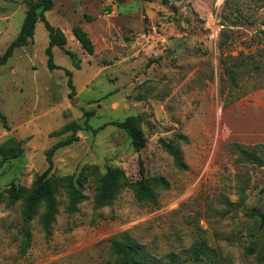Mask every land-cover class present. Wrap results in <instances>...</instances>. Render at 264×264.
Instances as JSON below:
<instances>
[{
  "label": "rangeland",
  "instance_id": "rangeland-1",
  "mask_svg": "<svg viewBox=\"0 0 264 264\" xmlns=\"http://www.w3.org/2000/svg\"><path fill=\"white\" fill-rule=\"evenodd\" d=\"M37 1L0 0V54ZM45 15L63 29L81 66L54 46L59 67L49 68L50 33L41 20L29 44L0 65V145H21L18 156L0 154V188H32L47 172L59 210L47 230L43 205L26 223L22 201L2 203L0 264L119 263L113 244L124 232L147 264H264V225L251 216L264 211V150H251L264 144V86L247 76L243 95L227 103L220 61L264 49V0H55ZM76 25L89 33L93 53L75 36ZM88 115L97 132L84 128ZM131 115L144 119L141 151L111 124ZM75 124L82 126L78 140L55 152L48 171V150ZM160 139L175 144L185 166ZM140 159L148 176L170 183L155 190L156 202L136 195ZM113 167L125 170L127 182L111 204L97 206V175ZM73 173L86 178V198L69 213ZM26 229L32 242L23 252Z\"/></svg>",
  "mask_w": 264,
  "mask_h": 264
},
{
  "label": "trees",
  "instance_id": "trees-1",
  "mask_svg": "<svg viewBox=\"0 0 264 264\" xmlns=\"http://www.w3.org/2000/svg\"><path fill=\"white\" fill-rule=\"evenodd\" d=\"M168 1V0H165ZM55 6L54 0H38L32 3L26 14L25 20L23 22L22 28L18 36L9 44L7 49L3 54H0V65L6 64L9 58L13 55L15 49L20 46H25L29 44V41L33 39L35 34L36 24L39 20L45 23L46 28L50 33V43L46 49L48 55V66L50 69H56L59 66L54 61L53 47H61L74 61L75 66L80 67L81 60L79 59L77 53L71 51L66 47L67 36L60 27L53 26L46 18L45 12L53 9ZM90 19V15H87ZM73 32L84 48L88 50L89 53L94 52V43L89 35V33L81 26L76 25L73 28ZM263 51V52H262ZM222 64V89L221 93L224 96L227 103L239 99L243 93V82L247 76L254 78L256 87L264 86V49L259 52L244 53L241 52L238 55H225L221 58ZM69 78V85L75 92V86L72 82V72L66 70ZM88 118L85 121L86 129H92L97 132L98 128H93L88 122ZM144 119L140 115L128 116L123 121H112L111 124L124 129L130 138L137 151H141L146 145V139L144 133L140 129V124L143 123ZM73 134L67 139H62L57 141L47 152L46 158L49 163L48 171L51 170L54 161L53 157L57 150L62 147L73 144L78 140V131L82 129L80 125H73ZM68 129L65 127L64 130ZM187 141L188 137H184ZM162 146L169 151L175 159L183 165V157L181 151L175 146L173 142H168L160 139ZM251 150H259L263 153L264 144H258L253 146ZM21 151L20 143L16 142L14 139H10L7 142L0 145V154L4 157L18 156ZM246 152V149H242ZM251 156V153L249 154ZM260 164L264 165V155L259 156ZM1 163V162H0ZM185 166V165H183ZM140 173L141 179L135 183V191L139 200H149L157 201L155 190L157 188L168 189L170 183L161 177H150L146 173V168L144 166L143 159H140ZM77 174L73 173L70 176V184L68 188V203L67 211L69 213H74L78 210V204L82 202L86 195L83 193V184L86 178L77 175L76 182L80 186L75 184V176ZM127 182V175L123 168L113 167L109 168L104 174L97 175V185L95 193V202L97 206H103L111 204L117 193ZM58 186L54 181L52 176H48L47 172L41 175L34 183L32 188H27L25 186H17L12 184L5 192L0 188V205L6 203L7 206L11 207L16 205L19 201L22 206V217L26 223L31 222L37 215L38 208L44 206V212L42 215V224L45 229L49 230L54 222L56 221V216L59 210L58 201ZM264 191V189H263ZM251 216L256 218L259 217L261 223L264 225V211L263 212H252ZM122 240L115 241L113 244L114 251L119 255L121 262L119 263H108V264H147L142 256L141 247L136 245V243L131 240L127 232L122 234ZM32 242V234L26 229L24 231V240L22 242V251L26 252ZM201 250L196 249L194 252V257L199 260L201 257ZM169 264H181L175 260H171Z\"/></svg>",
  "mask_w": 264,
  "mask_h": 264
},
{
  "label": "crops",
  "instance_id": "crops-1",
  "mask_svg": "<svg viewBox=\"0 0 264 264\" xmlns=\"http://www.w3.org/2000/svg\"><path fill=\"white\" fill-rule=\"evenodd\" d=\"M55 1V0H54ZM63 30V29H62Z\"/></svg>",
  "mask_w": 264,
  "mask_h": 264
}]
</instances>
